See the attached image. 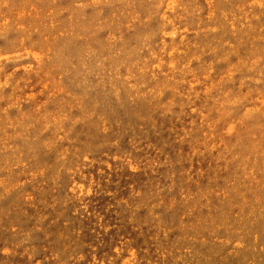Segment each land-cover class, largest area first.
<instances>
[{
	"label": "rangeland",
	"instance_id": "obj_1",
	"mask_svg": "<svg viewBox=\"0 0 264 264\" xmlns=\"http://www.w3.org/2000/svg\"><path fill=\"white\" fill-rule=\"evenodd\" d=\"M0 264H264V0H0Z\"/></svg>",
	"mask_w": 264,
	"mask_h": 264
}]
</instances>
